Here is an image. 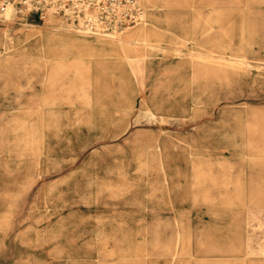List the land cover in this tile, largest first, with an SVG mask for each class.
Instances as JSON below:
<instances>
[{"label":"rangeland","instance_id":"rangeland-1","mask_svg":"<svg viewBox=\"0 0 264 264\" xmlns=\"http://www.w3.org/2000/svg\"><path fill=\"white\" fill-rule=\"evenodd\" d=\"M140 1L0 19V264H264V0Z\"/></svg>","mask_w":264,"mask_h":264},{"label":"built area","instance_id":"built-area-1","mask_svg":"<svg viewBox=\"0 0 264 264\" xmlns=\"http://www.w3.org/2000/svg\"><path fill=\"white\" fill-rule=\"evenodd\" d=\"M10 4L39 18L61 16L87 32L120 29L144 17L140 0H0V19Z\"/></svg>","mask_w":264,"mask_h":264},{"label":"bare ground","instance_id":"bare-ground-1","mask_svg":"<svg viewBox=\"0 0 264 264\" xmlns=\"http://www.w3.org/2000/svg\"><path fill=\"white\" fill-rule=\"evenodd\" d=\"M10 7H14L15 8V6L13 4H10L8 8H10ZM150 116L153 119H159V118H157V114H155L154 112H151V111H150Z\"/></svg>","mask_w":264,"mask_h":264}]
</instances>
